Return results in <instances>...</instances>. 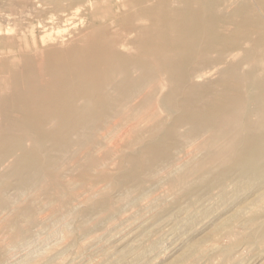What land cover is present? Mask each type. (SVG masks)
I'll return each instance as SVG.
<instances>
[{"label": "bare ground", "instance_id": "obj_1", "mask_svg": "<svg viewBox=\"0 0 264 264\" xmlns=\"http://www.w3.org/2000/svg\"><path fill=\"white\" fill-rule=\"evenodd\" d=\"M244 2L127 0L121 6L129 10L111 23L102 22L98 10L85 13L86 21L94 23L68 40L64 38L69 34L58 38L61 44L53 37L35 39L28 49L8 41L0 44V197L6 188L2 179H14L17 190L37 189L48 184L43 175L51 173V184H60L53 170L58 158L46 154H70L72 134L89 141L86 128L102 127L103 117L112 111L125 114L124 123L133 120L134 128L172 142L170 131L161 133L164 120L156 119L157 111L148 107L154 101L160 111L173 114L179 128L194 129L180 138L209 135L200 160L177 168L179 180L193 175L205 182L211 177L209 183L226 190L229 182L235 191L263 183L264 0ZM117 26L135 37H119ZM247 63L250 70L243 68ZM215 72L217 81L210 79ZM143 89L144 98L130 104ZM130 107L135 111L128 113ZM91 141L101 145L100 140ZM148 147L150 159L156 160L158 146ZM39 156L47 159L30 163ZM242 202L252 215L246 216L245 208L233 212L215 224V235H231L238 222L249 228V238L256 233L264 239V186ZM4 203L0 198V208Z\"/></svg>", "mask_w": 264, "mask_h": 264}, {"label": "rangeland", "instance_id": "obj_2", "mask_svg": "<svg viewBox=\"0 0 264 264\" xmlns=\"http://www.w3.org/2000/svg\"><path fill=\"white\" fill-rule=\"evenodd\" d=\"M126 1L0 0V44L8 41L28 49L35 39L51 37L61 44L58 38L69 34L64 38L68 40L94 23L86 21L85 13L98 10L102 22L111 23L129 10L121 6ZM114 30L123 39L135 37L122 26ZM212 75L211 80L219 79L217 72ZM146 90L128 102L138 104ZM168 91L164 86L162 94ZM156 103L148 107L157 111L156 119L164 120L161 133L170 131L172 142L134 128L133 120L124 123L126 115L112 111L103 117L102 127L86 128L89 141L84 142L80 133L72 134L70 154H46L58 158L53 169L60 177L57 186L50 182L51 173L43 175L48 184L37 189L17 190L14 179H2L6 188L0 198L7 206L0 208V264H264L260 234L251 239L249 228L234 222L231 235H215V224L243 211L242 201L264 182L235 191L229 182L226 190L217 182L209 183L211 177L205 182L193 175L179 180L177 168H189L200 160L209 142L203 140L209 135L192 141L180 138L194 129L179 128L173 114L160 111ZM132 111L134 107L128 113ZM91 140H100L101 145H92ZM150 143L158 146L154 152L159 157L153 161ZM46 156L29 161L37 165ZM250 210L245 208L246 216L252 215Z\"/></svg>", "mask_w": 264, "mask_h": 264}]
</instances>
